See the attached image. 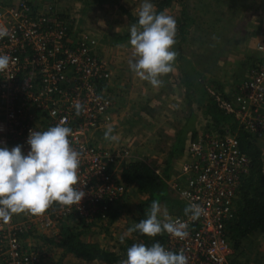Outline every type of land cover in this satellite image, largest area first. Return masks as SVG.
Returning <instances> with one entry per match:
<instances>
[{"label":"built area","instance_id":"obj_1","mask_svg":"<svg viewBox=\"0 0 264 264\" xmlns=\"http://www.w3.org/2000/svg\"><path fill=\"white\" fill-rule=\"evenodd\" d=\"M6 6L0 0V30L7 32L0 38V55L12 58L9 69L0 73V147L19 144L26 155L30 130L46 131L63 122L72 129L71 146L81 153L78 187L86 192L80 205L54 203L43 215L25 212L17 221L15 214L7 223L0 221V258L5 264H38L39 246L26 251L21 236L39 239L71 217L80 221V231L108 227L128 192L117 180L118 166L133 158L130 150L111 153L89 143L90 133L101 129V118L109 120L114 107L112 98L100 91L102 82L111 78L108 64L94 53L89 35L74 39L62 18L36 12L32 0ZM258 50L264 55V35ZM213 95L216 107L256 146H263L264 68L233 97ZM186 159L181 183L171 185L184 209L196 204L202 213L195 220L191 213L173 217L187 224L189 235L179 239L165 232L162 246L176 253L183 250L188 264H229L227 227L251 160L241 150L239 132L230 130H209L189 140Z\"/></svg>","mask_w":264,"mask_h":264},{"label":"rangeland","instance_id":"obj_2","mask_svg":"<svg viewBox=\"0 0 264 264\" xmlns=\"http://www.w3.org/2000/svg\"><path fill=\"white\" fill-rule=\"evenodd\" d=\"M19 1L2 0V4L7 7ZM161 1L151 0V3L157 13L165 12L175 18L177 33L173 50L178 56L174 71L160 77L162 85L159 87H153L131 70L129 61L135 60L134 49L129 44L130 39L122 40L124 35L130 34V26L135 24L128 14L138 18L143 0L115 2L117 18L111 28H78L77 23H83L82 17L87 21L93 15L87 10L83 14L82 7L89 3L85 0L65 1L66 10L73 14L71 18L58 8L62 3L58 0H32V3L36 12H48L62 18L74 39L89 35L94 53L108 64L111 78L102 82L100 91L112 98L114 107L108 114L109 120L101 118V129L90 133L92 146L111 153H119L120 149L130 150L131 162H142L162 175L178 133L188 123L191 103L195 130L194 134L188 133L183 155L171 165L167 178L169 200L160 204L162 212L158 217L163 220L164 213L171 218L185 213L183 203L171 184L182 181L179 175L187 161L188 141L209 130L215 134H223L225 130L239 132L238 125L232 123V117H228L230 120L220 127L208 110L210 101L213 105L215 103L213 93L231 98L238 93L240 85L264 68V55L258 50L264 35V0H173L164 10L160 8ZM71 20H74L76 28ZM109 128L115 139H105ZM260 148L264 156V145ZM124 168V165L118 166L117 180L126 184L122 179ZM127 187V195L116 209L117 217L113 215L108 227L80 231V221L71 217L62 219L58 230L42 232L44 237L39 239L45 238L47 243L42 240L39 243V263L44 264L49 259L51 241L62 238L64 230L69 228L75 229L82 241L100 244L110 251L121 250L131 241L133 244L143 243L140 239L135 240L134 232L129 233L128 229L136 224L137 206L145 197L138 192L136 185ZM239 199L238 195L236 211ZM23 214H15L16 221ZM60 231L59 236L51 235ZM21 238L25 246V239L30 237L22 235ZM155 238L163 240V234ZM229 243L232 250L229 264H264V233H254L239 241L238 245L229 238ZM0 263L5 264V260L0 258Z\"/></svg>","mask_w":264,"mask_h":264},{"label":"clouds","instance_id":"obj_3","mask_svg":"<svg viewBox=\"0 0 264 264\" xmlns=\"http://www.w3.org/2000/svg\"><path fill=\"white\" fill-rule=\"evenodd\" d=\"M177 22L165 12L155 10L151 0H143L138 13V24L130 26L129 44L134 49L135 60L129 61L132 71L153 87L162 85L160 77L174 71L178 53L176 44ZM7 35L0 30V38ZM12 58L0 55V73L9 69ZM80 106L77 105V115ZM112 129L105 132V139H115ZM72 129L63 125L49 127L46 131L30 130L27 139L30 150L25 155L22 145L9 149L0 147V221L9 222L13 214L43 215L54 203L71 207L80 205L86 192L78 187L81 153L71 146ZM162 209L154 200L147 218L140 220L129 233L139 232L156 237L165 232L185 239L187 224L173 220L167 213L159 219ZM185 215L198 219L202 213L199 205L189 204ZM123 242V240H122ZM120 264H188L183 250L179 253L167 250L158 241L151 246L134 243L127 249V259Z\"/></svg>","mask_w":264,"mask_h":264},{"label":"trees","instance_id":"obj_4","mask_svg":"<svg viewBox=\"0 0 264 264\" xmlns=\"http://www.w3.org/2000/svg\"><path fill=\"white\" fill-rule=\"evenodd\" d=\"M173 0H162L161 9L168 7ZM131 20L138 24V18L128 14ZM63 18H66L63 16ZM181 30V29H180ZM130 39V34L123 36L122 40ZM109 81V80H108ZM211 97V96H210ZM213 100V99H212ZM190 111L187 115L188 123L179 131L176 141L168 156L164 173L161 175L142 162H131L125 166L122 172V179L127 185H136L138 192L144 195V200L138 204V217L136 223L147 218L151 203L156 200L164 203L169 200V190L167 178L171 170V165L175 159L181 157L188 137V133L194 134L195 115L189 103ZM209 113H213V120L220 127L224 122L230 120L222 113L212 101H210ZM239 140L241 150L251 160V172L244 180L239 192V203L234 219L228 224L227 233L237 245L239 241L248 238L254 233H264V156L260 146H256L249 138L250 136L239 130ZM117 215L114 213V218ZM134 239H140L145 245L151 246L155 242L163 243L159 238L148 237L134 232ZM52 243L62 248L66 253L74 255L76 258L91 262L100 261L104 264H120L127 259V249L133 245V241L117 251H110L97 243H87L80 239V234L75 229H65L62 238L54 240Z\"/></svg>","mask_w":264,"mask_h":264},{"label":"crops","instance_id":"obj_5","mask_svg":"<svg viewBox=\"0 0 264 264\" xmlns=\"http://www.w3.org/2000/svg\"><path fill=\"white\" fill-rule=\"evenodd\" d=\"M65 1H68V0H60V1L58 0V2H62V3H59L58 8L62 12L64 10V12L67 13V17L71 18L73 17V14L70 13L69 10H66ZM117 1L118 0H85V2H89V3H86V5L82 7L83 14H85L87 10L89 12L90 11L93 12V15L91 19L87 21H85L84 17L78 16V17L83 18V23L82 22L77 23L78 28H111V27H114L115 26L114 23L117 18L116 17L117 16L116 6H115V2ZM71 22L73 26L75 27L74 20L73 21L71 20ZM178 64H182V63L178 61ZM57 233H53L51 235L52 236L58 235ZM40 236L41 235H39V237ZM41 240L42 239H37V238H27L25 239V246L30 249L34 247H38L40 245L39 243ZM42 241H44V243H47L45 241V238H43ZM88 243H91V242H88ZM51 249L52 250H51L50 257L47 261L44 262V264H100L98 261L87 262V261L80 260L76 258L74 255L66 253L62 248L56 246V244L54 243L51 246Z\"/></svg>","mask_w":264,"mask_h":264}]
</instances>
